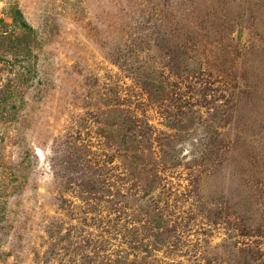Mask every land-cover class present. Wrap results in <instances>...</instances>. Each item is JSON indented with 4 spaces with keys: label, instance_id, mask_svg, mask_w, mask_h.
<instances>
[{
    "label": "rangeland",
    "instance_id": "rangeland-1",
    "mask_svg": "<svg viewBox=\"0 0 264 264\" xmlns=\"http://www.w3.org/2000/svg\"><path fill=\"white\" fill-rule=\"evenodd\" d=\"M0 264H264V0H0Z\"/></svg>",
    "mask_w": 264,
    "mask_h": 264
}]
</instances>
